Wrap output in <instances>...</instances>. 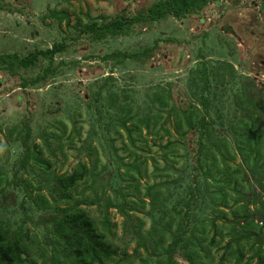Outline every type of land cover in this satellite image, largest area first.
Returning a JSON list of instances; mask_svg holds the SVG:
<instances>
[{"label":"rangeland","instance_id":"1","mask_svg":"<svg viewBox=\"0 0 264 264\" xmlns=\"http://www.w3.org/2000/svg\"><path fill=\"white\" fill-rule=\"evenodd\" d=\"M156 1L0 0V54L23 57L54 42L65 47L54 56L53 73L36 84L31 79L44 72L49 59L40 57L29 67L14 63L12 71L0 62V222L12 230H23L29 264H54L55 243L48 217L55 202L65 204L54 191V177L72 172L80 161L86 162L88 172L70 194L81 200L101 231L100 221L109 215L111 230H105L106 236L120 253L108 264H163V249L154 247L149 230L158 220L163 223L164 210L173 214L174 188L164 186L167 197L155 204L146 191L162 180L173 183L174 171L166 165L160 146L167 137L143 129L137 146L130 143L127 130L115 124V114H98L94 102L90 107L87 104L96 79L113 74L120 85L136 90L133 95L143 107L150 102L149 93L166 87L179 107L198 103L203 93L201 71L206 68L211 76L222 79L218 84L222 92L212 102L211 114L219 105L224 115L234 114L237 103L233 94L242 90L248 77L254 78L256 95L264 103V0H209L183 18L168 15L155 23L141 22L127 35L103 40L81 32L79 22L135 14ZM63 14L66 17L60 21ZM147 48L152 51L145 55ZM105 54L113 57L105 59ZM226 62L232 69L217 75L226 70ZM26 79L29 81L23 84ZM257 115V123L264 129V112ZM230 129L226 123L222 131L234 146ZM195 133L189 134L188 148L195 145ZM39 148L50 168L38 163ZM233 161L243 163V155L239 153ZM260 173L264 176V171ZM261 176L247 171L256 194L249 191L250 200L259 197L264 201ZM43 197L49 202L44 203ZM259 203L249 205L256 222L260 220ZM204 211L208 224L213 212L211 207ZM232 217L217 219L218 224L224 226ZM261 231L264 235V228ZM221 253L210 248L215 258L212 264H218ZM176 259L191 264L181 253ZM234 260L230 258L226 264H236Z\"/></svg>","mask_w":264,"mask_h":264},{"label":"trees","instance_id":"2","mask_svg":"<svg viewBox=\"0 0 264 264\" xmlns=\"http://www.w3.org/2000/svg\"><path fill=\"white\" fill-rule=\"evenodd\" d=\"M208 1L158 0L135 14H115L111 18L99 16V19L86 23L79 22V26L81 32L90 33L96 40H103L108 36L127 35L141 22L155 23L168 15L183 18L202 9ZM65 17L63 14L60 21ZM158 43L156 39L154 45ZM64 50L62 42H54L47 49L36 50L23 57L17 53L0 54V62L12 71L14 63L29 67L36 64L40 57L49 59L44 72L31 79L36 84L53 73L54 56ZM151 51V48H147L144 54ZM111 57L113 54L104 56L105 59ZM225 66L226 70L217 75L224 76L230 67L232 69L227 62ZM253 79L248 77L242 90L234 92L237 107L231 115H224L221 105L215 107L214 115L211 114V104L222 92L218 88L222 79L211 76L206 68L201 71L203 93L198 103L192 101L179 107L172 102L171 91L166 87L149 93L150 102L143 107L133 95L136 90L120 85L113 74L92 82L87 104L90 107L94 102L98 114H115V124L127 130L130 143L137 146L138 134H142L143 129H146V133L167 137L165 142H160V146L166 165L174 171L173 183L162 180L149 185L146 191L155 204L162 196V200L166 199L167 195L162 190L164 186L166 189L174 188L176 199L173 214L169 216L164 210L160 217L163 223L158 220L149 230L154 247L163 249V264H180L176 259L178 253L191 264H207L206 261L212 264L215 261L210 254L212 247L222 251L218 264H226L230 258H234L236 264L244 260L246 264H264V235L261 231V227L264 228V201L259 197L253 200L248 198L249 191L254 192L253 196L256 194L251 190L247 171L260 176V172L264 171V129L257 123V114L260 110L264 112V103L256 95L258 90L253 85ZM28 81L26 79L23 84ZM226 123L231 128L234 146L222 131ZM217 125L221 126V130ZM193 131L196 132L195 145L188 148L189 134ZM29 132L28 128L26 134L29 135ZM181 148H184V153L180 152ZM239 153L243 155V163L235 164L233 160ZM38 154V163L46 169L50 168V161L43 156L42 149L39 148ZM180 159H184L182 165L176 166ZM87 172L86 162L80 161L72 172H63L54 177V191L58 200L65 203L61 205L55 202L53 213L48 217L55 243L52 246L54 264H108L120 253L106 236V231L111 230L109 215L101 219V231L98 222L81 205V200L74 199L70 194L78 182L85 179ZM200 176L203 178L200 179ZM259 179L262 185L264 176ZM44 201L49 202L47 198ZM251 201L260 202L257 206L262 225L258 224L260 220L254 221L249 212ZM233 205L237 207L232 211L226 210ZM206 207H211L213 212L208 224L203 215ZM230 214L232 220L220 226L217 219H225ZM23 234V230H12L0 222V264L30 263ZM222 241H225L224 244L218 246Z\"/></svg>","mask_w":264,"mask_h":264}]
</instances>
